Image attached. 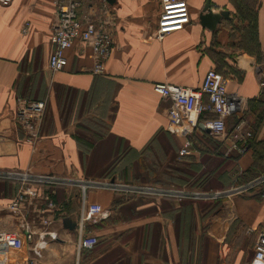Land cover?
Wrapping results in <instances>:
<instances>
[{
	"label": "crops",
	"instance_id": "obj_1",
	"mask_svg": "<svg viewBox=\"0 0 264 264\" xmlns=\"http://www.w3.org/2000/svg\"><path fill=\"white\" fill-rule=\"evenodd\" d=\"M81 1L80 13L104 0ZM107 1L117 29L102 74L91 72L92 50L80 41L67 50L64 70H50L56 0L0 3V169L74 180L47 188L57 203L47 213L56 235L36 264H250L256 240L250 229L264 230V184L250 194L210 201L157 197L108 185L87 188L86 201L100 204L108 214L86 225L98 237L97 245L78 251V227L70 229L64 220L79 219L80 183L85 180L216 190L264 172L263 154L258 174L242 180L254 162L253 150L226 155L230 138L220 151L239 158L218 167L223 156L208 150L214 141L221 142L207 136L200 140L194 130L189 133L193 152L180 157L184 138L168 130L171 100L154 90L156 82L199 87L206 72L216 68L226 76L229 92L247 101L248 129L262 144L264 100L258 69H264V0H188L190 22L162 39L155 36L160 0ZM207 2L213 12L229 11L215 30L199 19ZM18 97L46 101L36 141L16 121ZM233 120L228 119L229 132ZM204 174L206 184H196ZM17 189V182L0 179V205ZM28 214L40 221L33 206ZM19 221L13 213L0 212V229L17 230ZM28 255L34 258L19 243L0 241L2 264H28Z\"/></svg>",
	"mask_w": 264,
	"mask_h": 264
},
{
	"label": "built area",
	"instance_id": "obj_2",
	"mask_svg": "<svg viewBox=\"0 0 264 264\" xmlns=\"http://www.w3.org/2000/svg\"><path fill=\"white\" fill-rule=\"evenodd\" d=\"M13 0H0L2 4H9ZM161 12L155 36L162 39L167 34L182 30L190 22L188 0H160ZM81 0H56V15L52 26L51 42L53 50L49 57V68L61 71L68 65L67 50L76 41L86 43L92 50L94 63L91 72L104 73L105 62L114 47V35L117 29V17L110 3L104 0L95 8L79 12ZM260 97L264 100V69H258ZM154 90L167 100H171L168 108V130L182 136L184 141L178 154L187 156L193 151L189 133L198 128L206 130L213 138L227 144L226 155L232 150L243 153L248 147L247 139L251 132L248 120L244 117L247 101L237 93L229 92L226 76L211 68L206 72L203 83L199 87L172 85L168 82H156ZM46 111L45 100H35L18 97L16 100V121L25 130L30 141H36L40 136L42 121ZM203 114L213 117L202 119ZM235 116L231 132L228 130V119ZM0 179L18 183L15 195L4 205H0V212L7 211L20 218L17 230L0 229V241L4 243H19L24 252H32L33 257L27 256L28 264H36L49 239L55 238V233L49 229L52 220L47 216L48 211L55 210L57 203L53 198L50 186H67L74 180L66 176L52 173L34 174L17 169H0ZM83 200L80 217L76 221L79 230L77 249L93 248L98 243V237L86 229V225L98 218L106 217L107 210L100 204H89L86 201V189L101 186H113L117 189H127L135 193L153 195L157 197H172L177 200H221L234 195L246 194L264 184V172L246 183L226 189L200 190L189 187H160L146 184H115L113 181L85 180L81 182ZM33 206L40 216L38 222L30 217L28 207ZM38 224L40 225L38 227ZM256 232L255 251L250 264H264V230L250 229ZM0 264L2 262L0 261Z\"/></svg>",
	"mask_w": 264,
	"mask_h": 264
},
{
	"label": "trees",
	"instance_id": "obj_3",
	"mask_svg": "<svg viewBox=\"0 0 264 264\" xmlns=\"http://www.w3.org/2000/svg\"><path fill=\"white\" fill-rule=\"evenodd\" d=\"M254 17L255 16H252V19H254ZM216 69V68H215ZM217 70V69H216ZM219 71V70H218ZM263 103V102H262ZM264 105V104H263ZM247 113H248V111H246L245 112V115H244V117L247 119ZM210 117H213V115L212 114H203L202 115V119L201 120H204V119H207V118H210ZM232 118L234 119L233 120V123L235 124V122L237 121V119H236V117L235 116H232ZM197 132V133H196ZM194 133H196V134H199L201 137H200V140H202V139H205V137L207 136L208 138H209V140H211V141H214V140H212V136L206 131V130H203V129H201V128H198L197 130H195L194 131ZM193 133V134H194ZM197 137H199L198 135H197ZM215 143H216V145H215V147L214 148H212V149H210V147H209V152H211V153H214V154H216V155H222L223 156V160H222V162H220V163H218V167L219 166H221V167H223V165L226 163V162H236L237 160H238V156L236 155H233V154H230L229 156H225L224 157V153L223 152H221L220 151V148H221V146H222V143H218L217 141H214ZM247 144H248V147L246 148V150L248 149H250V150H253V154H254V162H253V164L249 167V169H247L246 170V172H244V173H242V180H245V179H248V178H246V177H252V176H255L256 174H258L257 173V171H259L258 169H256V168H260V162H261V159H262V156H263V154H264V142L262 143V144H259L258 145V143L257 142H255L254 141V135H253V133L251 132V135H250V137H248V139H247ZM218 151H220V152H218ZM237 154H239V153H237ZM210 161H211V159H209V160H206V162H209L210 163ZM200 167H201V164H200ZM192 176H194V175H188V176H186V177H192ZM206 176V174H204L203 176H200L199 178H193V179H196V180H194V182L196 183V182H199V184L202 186L204 183L206 184V181L207 180H205V177ZM203 180V181H202ZM192 183V182H191ZM197 184V183H196ZM261 187V186H260ZM259 188V187H258ZM253 191V190H252ZM252 191H250L249 193H246V194H250ZM217 206H215V208H216ZM215 208H213V209H211L209 212H211V211H214L215 210Z\"/></svg>",
	"mask_w": 264,
	"mask_h": 264
},
{
	"label": "water",
	"instance_id": "obj_4",
	"mask_svg": "<svg viewBox=\"0 0 264 264\" xmlns=\"http://www.w3.org/2000/svg\"><path fill=\"white\" fill-rule=\"evenodd\" d=\"M229 17V11L222 10L221 12H213L210 8V2H207L206 6L203 9V12L200 14L199 19L203 26L215 30L218 23L224 18ZM114 181V179H112ZM65 226L73 229L76 225V221L71 220L70 218H65Z\"/></svg>",
	"mask_w": 264,
	"mask_h": 264
},
{
	"label": "rangeland",
	"instance_id": "obj_5",
	"mask_svg": "<svg viewBox=\"0 0 264 264\" xmlns=\"http://www.w3.org/2000/svg\"><path fill=\"white\" fill-rule=\"evenodd\" d=\"M249 117L251 118V115Z\"/></svg>",
	"mask_w": 264,
	"mask_h": 264
}]
</instances>
